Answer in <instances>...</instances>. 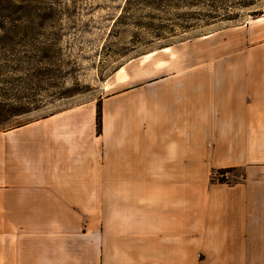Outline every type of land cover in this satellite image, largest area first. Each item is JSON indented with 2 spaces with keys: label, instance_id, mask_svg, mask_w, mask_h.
I'll return each instance as SVG.
<instances>
[{
  "label": "crops",
  "instance_id": "crops-1",
  "mask_svg": "<svg viewBox=\"0 0 264 264\" xmlns=\"http://www.w3.org/2000/svg\"><path fill=\"white\" fill-rule=\"evenodd\" d=\"M183 44L177 46L183 53L194 47ZM251 45L231 54L223 70H182L178 79H169L171 75L158 85L127 86L113 99V115L127 113L117 115L113 125L111 180H103L102 171L100 181L82 182V188L95 190L93 206L101 226L94 240L82 244L91 256L81 264H117L104 255L114 247L106 231L118 236L133 256H167L166 262L156 264H264V181H245L248 170L264 173V39ZM139 94L143 99L135 102ZM104 108L102 104L103 116ZM133 110L135 122L129 117ZM205 168L208 178L219 168L243 174L233 184L251 192L246 197H230L228 192L213 198L185 193L198 187ZM40 186L37 197L22 203L38 221L50 211L55 214V189L66 190L68 196L83 193L75 181ZM133 193L136 206L127 196ZM17 203L7 194L1 197L5 222L9 214L10 221L18 218ZM68 206L78 214L71 203ZM112 221L126 224L120 228ZM19 233L6 230L1 237L16 238ZM48 255L55 256V249ZM0 264L35 262L18 243L5 240L0 243ZM59 264L72 263L68 258Z\"/></svg>",
  "mask_w": 264,
  "mask_h": 264
},
{
  "label": "rangeland",
  "instance_id": "rangeland-1",
  "mask_svg": "<svg viewBox=\"0 0 264 264\" xmlns=\"http://www.w3.org/2000/svg\"><path fill=\"white\" fill-rule=\"evenodd\" d=\"M123 4L124 0H22L20 3V7H23V18L17 25L22 30L32 24V31L35 33V37L30 39L26 59L34 63L42 75L51 74L48 62L57 61V57L50 47H54V41L49 42L46 38L47 28L61 24L70 28L73 33L62 38L63 46L67 51L70 48L74 55L76 52L82 54L83 70L80 79L85 85L77 84L71 78H64L55 97L50 100L48 109L44 108L37 116L30 118L31 123L16 129L0 128V199L7 194L9 201L14 198L21 209L16 221H10L9 214L5 222L6 217L0 212V243L5 240L18 243L31 254L35 264H59L68 258L72 264H81L91 256L90 250L89 256L85 253L82 244L94 240L101 221L96 217L93 206L96 199L95 190H92V193L82 188V182L100 181L102 171L106 172L103 180H111L110 146L114 135L113 125L116 124L117 115L124 116L127 112L114 116L113 109L109 106L122 90L127 86L146 82L158 85L165 76L172 75L173 78L169 79H178L182 70L199 67L205 70H223L224 63L231 54H239L241 49H246V44L254 45L264 39V16L248 17L245 24L215 31L210 35V39L197 38L184 42L194 46L190 51L183 53L178 50L179 46L174 45V50L170 48L167 52L151 51L148 53L155 54L150 58L145 57L147 53L127 62L131 56H123V53L130 47L146 52L153 43L146 45V42L150 41V34L147 32L119 25L113 28L115 37L109 38L111 47L102 46L104 38L113 26V18L119 14ZM122 34L124 35L120 37ZM130 35L133 37L131 40ZM40 46L49 48V51L43 52V56L37 58L30 49ZM110 48L116 51V54H112ZM123 63V72L116 71L108 75L111 67ZM230 63L231 61L227 62ZM70 92L73 94L68 97ZM137 99L141 102L143 98L139 94L135 97V102ZM99 100L105 107L101 135L97 133L95 124L96 104ZM143 107L144 105H141L138 108L144 111ZM48 110L56 114L43 120H34L43 117ZM134 110L129 115L133 122ZM144 117L147 116L141 118ZM119 137H125L123 129L119 132ZM206 170L207 168L200 170L198 187L194 191H184L185 193L213 198L225 197L228 192L230 197H246L251 192L247 190L249 188L233 184L243 179L244 175L239 172L232 173L229 169L219 168L208 178ZM252 172L253 169L248 170L245 181H264V173L258 175ZM220 179L224 180L222 184L230 183L233 187H218L216 184H219ZM72 181L78 185L79 192L83 193L73 192L68 196L66 190L57 187L55 214L50 211L46 216H42L44 220L38 221L34 212L23 210L22 203L37 197L40 185ZM14 192V197L10 196ZM135 193L127 196L131 197L136 206ZM68 202L78 214L70 211ZM86 202L89 205H85ZM51 215L54 220H49ZM118 217L115 216V220ZM112 223L118 224L120 228L126 224L114 221ZM119 227L117 230L123 233ZM6 230L20 233L16 238L6 239L1 237V233ZM105 238H111L114 247L113 252H104V255L117 264H156L153 262H163L167 259L165 254L133 256L128 253L129 247L121 244L118 236L113 238L111 232L106 231ZM53 249L56 255L49 256L48 251ZM134 257L140 261L134 262ZM144 258H147L148 262Z\"/></svg>",
  "mask_w": 264,
  "mask_h": 264
},
{
  "label": "trees",
  "instance_id": "trees-1",
  "mask_svg": "<svg viewBox=\"0 0 264 264\" xmlns=\"http://www.w3.org/2000/svg\"><path fill=\"white\" fill-rule=\"evenodd\" d=\"M21 1L0 0V128L3 129L20 128L29 124V119L37 116L44 108L48 109L50 100L55 97L64 78H71L83 85L80 79L83 70L82 54H72L70 48L67 51L61 43L64 36L73 34L70 28L61 24L47 28L46 38L49 42L54 41V47H50L57 57V61L48 62L51 74L42 75L41 70L26 59L30 39L35 37V33L32 24L22 30L17 25L23 18ZM262 16L264 0H124L102 46L111 47L109 38L115 37L114 26H130L150 34V41L146 45H153L146 52L130 47L123 53V56H131L127 60L129 62L151 51H163L165 48L174 50V45L177 47L191 39L209 36L220 29L241 26L248 17ZM132 38L130 35L129 40ZM48 51L49 48L43 46L30 49L37 58ZM110 52L116 54L111 48ZM124 65L111 67L108 75L114 74ZM72 94L68 93V97ZM54 114L48 110L43 117L34 120H43ZM95 124L97 133L101 135V100L96 104ZM219 183H224V180L220 179Z\"/></svg>",
  "mask_w": 264,
  "mask_h": 264
},
{
  "label": "bare ground",
  "instance_id": "bare-ground-1",
  "mask_svg": "<svg viewBox=\"0 0 264 264\" xmlns=\"http://www.w3.org/2000/svg\"><path fill=\"white\" fill-rule=\"evenodd\" d=\"M205 37H207V36H205ZM205 37H202V38H205ZM163 50H164V52H167V51L170 50V48H165V49H163ZM154 54H155V52H154V53H148L147 55H145V57H146V58H150V57H152ZM117 72H118V73L123 72V68H120ZM122 81H123V80H122Z\"/></svg>",
  "mask_w": 264,
  "mask_h": 264
}]
</instances>
